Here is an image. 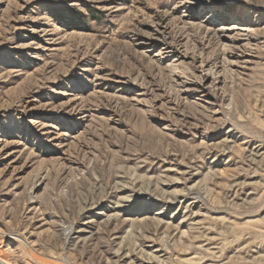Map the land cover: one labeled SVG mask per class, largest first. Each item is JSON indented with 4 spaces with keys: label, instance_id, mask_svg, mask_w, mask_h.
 <instances>
[{
    "label": "rangeland",
    "instance_id": "374dc122",
    "mask_svg": "<svg viewBox=\"0 0 264 264\" xmlns=\"http://www.w3.org/2000/svg\"><path fill=\"white\" fill-rule=\"evenodd\" d=\"M0 259L264 264V0H0Z\"/></svg>",
    "mask_w": 264,
    "mask_h": 264
},
{
    "label": "bare ground",
    "instance_id": "6f19581e",
    "mask_svg": "<svg viewBox=\"0 0 264 264\" xmlns=\"http://www.w3.org/2000/svg\"><path fill=\"white\" fill-rule=\"evenodd\" d=\"M0 262L2 263V264H7L5 261H3L2 259H0Z\"/></svg>",
    "mask_w": 264,
    "mask_h": 264
}]
</instances>
